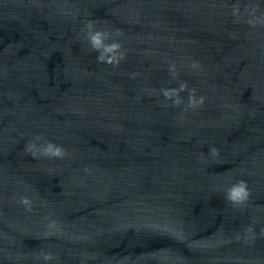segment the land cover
<instances>
[{"label":"clouds","instance_id":"9594fccd","mask_svg":"<svg viewBox=\"0 0 264 264\" xmlns=\"http://www.w3.org/2000/svg\"><path fill=\"white\" fill-rule=\"evenodd\" d=\"M92 41H93V44H94L95 46H99L100 43H101L99 34L93 36V37H92ZM113 47H115V46H113ZM109 50H110V49H109ZM55 154H57V155L60 154V153H59V149L56 150V153H55ZM242 191H243L242 188L239 189V192H242ZM236 194H238V192H237Z\"/></svg>","mask_w":264,"mask_h":264}]
</instances>
